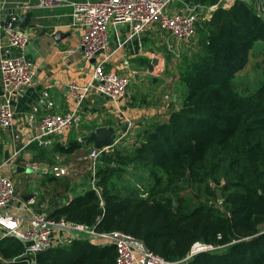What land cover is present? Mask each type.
Wrapping results in <instances>:
<instances>
[{
	"label": "trees",
	"instance_id": "16d2710c",
	"mask_svg": "<svg viewBox=\"0 0 264 264\" xmlns=\"http://www.w3.org/2000/svg\"><path fill=\"white\" fill-rule=\"evenodd\" d=\"M193 3L201 17L180 67L184 104L128 147L103 153L96 185L49 216L133 234L172 261L196 243L214 246L180 264H264V80L247 93L236 82L255 43L264 45V17L256 0ZM26 252L20 238L0 239V264H29ZM116 256L115 244L85 234L37 253L35 264H115Z\"/></svg>",
	"mask_w": 264,
	"mask_h": 264
},
{
	"label": "crops",
	"instance_id": "0c3cea01",
	"mask_svg": "<svg viewBox=\"0 0 264 264\" xmlns=\"http://www.w3.org/2000/svg\"><path fill=\"white\" fill-rule=\"evenodd\" d=\"M84 1L65 0L55 7L34 6L26 10L32 11V18L22 28L30 36L26 52L34 62V80L25 92L12 96L16 113L13 128L5 130L0 126V164H3L2 171L16 184V199L10 210L17 215L31 216L40 211L49 216L55 208L69 203L94 185L88 156L95 143L87 142L86 138L98 127H113L115 140L119 139L115 147H128L135 141L137 132L153 121L167 120L170 111L181 107L185 101L182 86L185 83L181 81L177 69L182 65L179 63L184 54L196 49V39L178 42L160 28L156 30V25L144 30L140 36L130 38L129 27L123 25L110 29L108 47L88 61L84 58L81 44L83 28L76 23L73 5ZM36 2L0 0V40L4 33L3 21L9 12L18 10L23 16L26 11H21V4ZM192 5L193 0H174L171 6L173 11L182 12ZM59 32L65 35L56 38ZM192 41L194 44H191ZM122 42L124 44L120 46ZM177 47L181 49L180 55L176 53ZM166 54L173 55V64L168 63ZM104 58H107V70L130 76L127 92L118 99H110L95 89L89 90L81 104L82 122L79 126L70 127L57 135L53 146H41L37 141H31L38 132V121L35 125L27 123V116L33 107H38V119L47 113L70 112L77 101L70 93L69 86L89 84L93 63ZM176 58L181 61L175 62ZM260 59H263V55ZM249 62L252 63L251 58ZM151 65L154 71L148 72L147 67ZM3 90L0 73V105L5 101ZM49 100L53 101L52 105L48 104ZM74 142L78 143L74 150H64ZM58 163L68 167L69 173L56 176L53 166ZM24 175L34 182L40 177L48 180L46 208L36 205L39 195L42 201L46 199L39 185L35 184L37 189L33 187L30 191H18V186L21 187L20 183L24 182ZM14 176H20L23 180L17 185ZM55 234L53 245L67 242L64 239L69 235L67 231H56Z\"/></svg>",
	"mask_w": 264,
	"mask_h": 264
},
{
	"label": "built area",
	"instance_id": "2783aa9c",
	"mask_svg": "<svg viewBox=\"0 0 264 264\" xmlns=\"http://www.w3.org/2000/svg\"><path fill=\"white\" fill-rule=\"evenodd\" d=\"M65 0H37L36 3L21 4V11L25 12L34 6L55 7ZM174 0H86L73 3L75 7L76 23L83 28L81 44L84 58L92 60L105 50L110 41L111 28L127 25L130 35L140 36L150 26L157 25L167 36L178 42H189L194 39L200 20L199 7L189 6L185 11H173ZM236 0H223L226 7H230ZM216 7V5L214 6ZM259 14L264 10V0H256ZM204 8H201L203 11ZM22 13L18 10L11 11L3 21V39L0 40V73L2 76L5 101L0 105V126L12 129L15 122V109L12 105V96L22 94L34 80V62L27 55L26 46L29 34L19 23ZM124 43L122 42L120 46ZM174 49V47H173ZM175 51V49H174ZM177 55L181 49L176 48ZM107 58L93 63L92 79L86 86L71 84L70 93L76 98L75 107L67 113H47L37 118L38 107H33L27 116V123L35 125L38 121V132L31 139L41 146H53L56 136L65 132L70 127L79 126L82 122L80 112L81 104L89 90L95 89L110 99L123 96L130 84V76L118 71L107 70ZM148 72H153V65L147 67ZM48 95V92H45ZM53 104L52 100L48 101ZM17 136V135H16ZM119 139L114 140L111 146L94 147L89 153L90 169L95 178V173L100 163V156L111 151ZM0 164V239L6 236H16L27 244L26 256L29 264H35L36 255L50 248L56 238V231L65 232L60 226H68L75 233H83L90 238H102L104 243H113L117 248L115 264H180L183 260L198 252L213 248L212 245L196 243L186 258L172 261L154 252L140 238L124 231L103 233L95 226L69 222L64 219L55 220L45 212H34L31 216L17 215L11 212L10 207L16 199V184L14 180L2 171ZM56 176L69 173V168L56 164L53 166ZM100 217H98V220ZM68 232V231H67ZM69 235L65 241L70 242L75 236ZM63 239V240H64ZM61 242H64V241Z\"/></svg>",
	"mask_w": 264,
	"mask_h": 264
},
{
	"label": "rangeland",
	"instance_id": "374dc122",
	"mask_svg": "<svg viewBox=\"0 0 264 264\" xmlns=\"http://www.w3.org/2000/svg\"><path fill=\"white\" fill-rule=\"evenodd\" d=\"M261 13H262V16L264 17V10ZM155 28H156V30H159V27L157 25L155 26ZM194 39H196V35H195ZM194 41H196V40H194ZM194 41H192L191 44H194ZM166 55H167L168 63L173 64L172 63L173 62V59H172L173 55L172 54L171 55L166 54ZM168 55H169V57H168ZM250 58L252 60V63L248 62V64L245 67L246 68L245 72L238 73V75L236 77V79H237L236 82L238 83L239 87L243 88V90L246 93L247 92H253V91L257 90L260 87L262 81L264 80V60L260 59L261 55H255L254 54ZM178 61H181V60L176 58L175 62H178ZM179 64H183V60ZM177 70L180 73V68H178ZM182 86H183V92L185 95L187 93V87L185 84H183ZM183 92H182V96H183ZM13 175H15V174H13ZM14 177H16V176H14ZM16 178H17L16 183L18 185L23 179L20 176H18ZM35 184L39 185L40 190L45 193L44 198H46L45 200L43 199V201H42V198H40V195H39V199H37L36 205H37V207L38 206H42V207L44 206L46 208L47 201H48V180L46 178L40 177V178H37L34 182L32 180H29V176L24 175V182L20 183L21 187L18 186V191L19 190L30 191L33 187L35 189H37ZM183 193L187 197H196V193L192 188H188ZM217 201H219V200L217 199ZM79 235L83 236L85 234L79 233Z\"/></svg>",
	"mask_w": 264,
	"mask_h": 264
},
{
	"label": "water",
	"instance_id": "95a60500",
	"mask_svg": "<svg viewBox=\"0 0 264 264\" xmlns=\"http://www.w3.org/2000/svg\"><path fill=\"white\" fill-rule=\"evenodd\" d=\"M249 1V0H248ZM32 18V11H26L23 16L20 18L19 23L21 27H25L29 24L30 20ZM58 35H65L61 32H59L58 34L55 35V37L57 38ZM264 49V45L261 41H258L255 43L254 45V50L257 53H261ZM94 59V58H93ZM232 86H235V83H232ZM115 140V130L113 127H106V126H100L96 129V131L92 132L90 134V136H88L86 138L87 142H94L95 143V147L101 148L103 146H111L113 144ZM110 151H108L107 153H109ZM93 182L94 185H96L95 182V178L93 177ZM217 195H218V206L220 208H222L223 210H225V206L223 204V194H222V190L220 187L217 188ZM60 229L63 230H67L68 232H70L72 235H74L75 237L79 236L77 233H75L70 227L68 226H60Z\"/></svg>",
	"mask_w": 264,
	"mask_h": 264
}]
</instances>
